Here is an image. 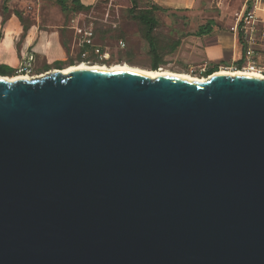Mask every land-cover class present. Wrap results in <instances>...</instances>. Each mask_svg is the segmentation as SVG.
<instances>
[{
  "label": "water",
  "instance_id": "95a60500",
  "mask_svg": "<svg viewBox=\"0 0 264 264\" xmlns=\"http://www.w3.org/2000/svg\"><path fill=\"white\" fill-rule=\"evenodd\" d=\"M216 72L0 75V264H264V79Z\"/></svg>",
  "mask_w": 264,
  "mask_h": 264
},
{
  "label": "rangeland",
  "instance_id": "374dc122",
  "mask_svg": "<svg viewBox=\"0 0 264 264\" xmlns=\"http://www.w3.org/2000/svg\"><path fill=\"white\" fill-rule=\"evenodd\" d=\"M245 2L199 0L192 10H172L156 9L147 0H139L136 4L132 0H106L94 5L91 11L83 12L72 11L77 8L69 4L67 8L72 11L69 13L54 3L43 1L39 6L42 21L61 29L62 40L70 54L62 64L48 65L39 52L43 48L41 37L35 45L38 53L33 74L39 76L80 62L107 66L126 63L152 70L158 65V69L184 72L205 79L211 63L203 54L201 38L196 36L199 27L210 19L216 20L220 28L234 27ZM253 2L249 0V4ZM142 13H148L156 22L144 21L140 17ZM24 21L30 23L31 16L26 15ZM79 29L83 33H78ZM90 30L93 32V45H86L90 49L83 57L79 54L80 46L85 33ZM148 37L154 39L155 48Z\"/></svg>",
  "mask_w": 264,
  "mask_h": 264
},
{
  "label": "crops",
  "instance_id": "0c3cea01",
  "mask_svg": "<svg viewBox=\"0 0 264 264\" xmlns=\"http://www.w3.org/2000/svg\"><path fill=\"white\" fill-rule=\"evenodd\" d=\"M43 1L54 3L62 9L55 0H0V64L14 68L16 71L25 56L34 54L35 66L38 53L35 45L41 37L43 38V48L39 52L49 64L65 61L69 58L70 53L63 44L61 29L49 23L45 24L41 19L42 10L39 9V6ZM105 1L106 0H81L86 6L98 5ZM151 1L166 9L192 10L199 0ZM33 3L34 6L32 5ZM248 4L249 0H246L241 11L249 8ZM252 4L259 18L257 24L259 30L258 36L263 42L258 44L259 49L264 50V36L262 37V35H264V0H254ZM63 11L72 13L69 10ZM17 14L24 17L28 14L31 16L32 21L28 24L26 29L23 20ZM215 22L216 24L211 33L198 36L203 43L202 51L205 58L210 63L219 64L220 67L244 64V49L235 31V24L234 27L220 28L219 23L216 20ZM259 59L264 61V51L260 53Z\"/></svg>",
  "mask_w": 264,
  "mask_h": 264
},
{
  "label": "built area",
  "instance_id": "2783aa9c",
  "mask_svg": "<svg viewBox=\"0 0 264 264\" xmlns=\"http://www.w3.org/2000/svg\"><path fill=\"white\" fill-rule=\"evenodd\" d=\"M259 22V18L257 17L254 7L247 8L240 12L238 18L235 22V31L239 36V39L243 45L244 49V64L242 65H234V66H221V68H229L235 70H251L256 71L258 73L264 74V61L259 59L260 53L264 50L259 49V45L263 43L261 38L258 36V27L257 24ZM78 33H83L82 29L77 30ZM93 35L92 30L85 33L84 40L81 44L85 45H93L91 36ZM264 35H262L263 37ZM82 56H87V51L82 53ZM34 62L35 56L34 54H29L25 56L19 68L16 70V74H27L32 75L34 71Z\"/></svg>",
  "mask_w": 264,
  "mask_h": 264
},
{
  "label": "bare ground",
  "instance_id": "6f19581e",
  "mask_svg": "<svg viewBox=\"0 0 264 264\" xmlns=\"http://www.w3.org/2000/svg\"><path fill=\"white\" fill-rule=\"evenodd\" d=\"M74 69H104V70H117V71H134V72H141L144 74H147L151 77H157L158 75H171V76H176V77H182V78H186L192 81H204L205 79L202 78H198V77H194L191 76L187 73L184 72H174V71H170V70H165L163 68H159L157 70H152V69H144V68H140V67H135V66H131L129 64L126 63H116L110 66L104 65V64H87L85 62H80L78 64H73V65H69L67 67H65L63 69L64 71H69V70H74ZM54 71V70H53ZM239 74V75H249V76H255V77H259V78H263L264 79V74L258 73L256 71H251V70H246V71H241V70H229V69H220L218 70L215 74L216 75H228V74ZM42 75H37V76H31V75H27V74H17L14 76H8V77H2L8 81H14L17 79H32V78H37Z\"/></svg>",
  "mask_w": 264,
  "mask_h": 264
},
{
  "label": "trees",
  "instance_id": "16d2710c",
  "mask_svg": "<svg viewBox=\"0 0 264 264\" xmlns=\"http://www.w3.org/2000/svg\"><path fill=\"white\" fill-rule=\"evenodd\" d=\"M55 1H56L57 4H59L62 7L63 10H69L67 8V5H69V4L74 5V7L77 8V9H72V11H74V12L91 11L94 8V6H86V5H84L81 2V0H55ZM132 1L136 4V2L139 1V0H132ZM147 1H150L156 9H163V7L153 3L151 0H147ZM248 6H249V8H252L253 4L250 3V4H248ZM69 11H71V10H69ZM17 15L19 17H21V19L23 20V23H24L25 29H26L28 27L29 23H27V24L25 23L24 16H22L20 14H17ZM140 17H141V19H143L144 21H147V22H152V23L156 22V20L154 18L150 17L148 13H142L140 15ZM215 24H216V22H215L214 19L208 20L207 23H205V24H203V25H201L199 27V30H198L196 35L197 36H203V35L211 33L213 31V29H214ZM148 38L150 40V44L153 46V48H155L156 43H155L154 39L152 37H148ZM63 44L65 45L64 42H63ZM80 49L81 50H80L79 54H80V56H82V53L85 52V51H88L90 49V47L82 46ZM63 62L64 61H58V62H54L53 64L59 65V64H62ZM48 65H52V64H48ZM157 69H158V65H155L153 70H157ZM219 69H220V65L219 64L211 63V66L206 71V74H207V76H209V75L213 74L214 72L218 71ZM15 74H16V71H15L14 68H11L9 66H5L3 64H0V75L14 76Z\"/></svg>",
  "mask_w": 264,
  "mask_h": 264
}]
</instances>
